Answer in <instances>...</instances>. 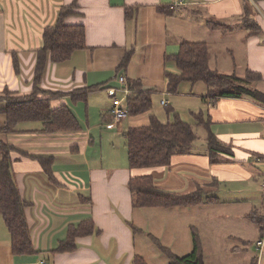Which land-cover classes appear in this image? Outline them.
<instances>
[{
	"label": "crops",
	"instance_id": "obj_1",
	"mask_svg": "<svg viewBox=\"0 0 264 264\" xmlns=\"http://www.w3.org/2000/svg\"><path fill=\"white\" fill-rule=\"evenodd\" d=\"M73 1L77 13L64 22L84 26L86 47L75 50L67 60L47 61L40 88L60 95L39 96L49 97L53 108L66 105L80 129L44 133L42 123L34 120L19 122L13 132H1L3 141L27 153H13L11 170L21 198L28 203L25 215L35 252H12L0 215V264H131L133 256L140 255L134 243L136 234L147 237L151 232L142 231L145 214L141 211L147 208L168 209L156 210V235L150 234L174 255L189 254L191 228H195L205 264H250L252 258L256 264H264V248L259 254L256 248L259 228L248 217L253 211L264 212L250 194L256 184L264 189V179L258 182L264 177V105L246 96L206 100L207 86L202 81H187V93L180 91L186 87L182 81L177 95L169 93L165 72H178V68L174 61L164 59L165 54L178 51L182 39L205 41L212 69L230 73L234 61L237 75L243 76L246 70L261 75L254 86L264 92V0H182L181 4L175 0H0V90L6 87L11 97L31 93L35 50L43 44L42 31L56 22L62 6ZM245 4L252 7L254 27L250 29L241 21ZM127 6H136L137 11L125 18ZM209 20L227 23L229 29H208ZM121 75L126 80L140 79L143 88L153 91L152 105L159 101L173 114L179 111V117L182 108L177 97L186 95L189 115L196 120L194 114L199 113L209 119L211 131L226 150L210 154L207 131L196 124L202 133L195 131L202 138L199 145L196 138L187 152L171 156L167 166L130 169L123 132L140 124L139 118L128 115L123 121H114L111 97L105 91L108 86L119 88ZM82 89L83 96L73 97L72 93ZM3 98L0 108L6 102ZM4 119L1 114L0 121ZM41 158L50 159L51 174L44 171ZM132 174H149L158 186L186 194L201 186L215 200L134 208L127 185ZM226 184L239 185L244 193L223 198L218 192ZM87 218L98 232L77 237L71 251H52L66 237L69 226ZM131 224L140 231H133ZM161 263L169 264L168 258Z\"/></svg>",
	"mask_w": 264,
	"mask_h": 264
},
{
	"label": "trees",
	"instance_id": "obj_2",
	"mask_svg": "<svg viewBox=\"0 0 264 264\" xmlns=\"http://www.w3.org/2000/svg\"><path fill=\"white\" fill-rule=\"evenodd\" d=\"M76 2L62 6L58 12L56 22L46 26L42 31L43 44L40 49L35 50V65L33 74V89L27 96L11 97L9 90L5 87V105L0 108V115L5 119L0 121L1 132H13L15 126L22 121H40L41 131L44 133H57L63 131H77L80 125L66 106L51 107L49 97H41L39 94L47 93L51 96H58L60 93L44 91L40 88L41 77L46 68L47 61L61 62L69 59L71 54L81 48H85V29L81 24H66L65 18L76 14ZM171 11L173 8H170ZM159 10L161 8L159 7ZM137 11L136 6L125 8V18L130 17ZM252 8L244 5V13L241 18L243 25L250 29L254 27L252 22ZM208 29L227 31V23L213 20L206 21ZM254 31V30H253ZM209 47L205 41H193L182 39L179 42L178 51L174 54H165L164 59L174 61L178 72H165L166 91L177 92L178 85L182 81L191 83L202 81L207 86L206 100L215 101L219 97H250L254 101L264 105V92L254 86L262 78L257 72L246 70L243 76H239L233 70L230 73H222L209 66ZM130 57L127 52L121 62L124 66ZM13 66L18 71V60L15 53L12 54ZM127 87L129 93L126 96L125 104L128 108V115H139L149 111L152 106L151 89L143 88L140 79H128ZM85 90H76L73 97L83 96ZM169 108V106H166ZM168 111H172L171 108ZM174 119L169 122L160 121L156 115L150 114L146 124L128 127L123 132L127 148L128 167L132 170L144 167L167 166L171 162V156L176 153L187 152L197 138L194 126L181 119L177 113ZM197 122L207 131L206 143L210 154L218 151H225L224 144L215 136L210 129V120L203 119L201 114H194ZM13 153L27 155L24 151L15 148L11 143L5 142L0 137V215L2 216L10 236V245L14 254H32L35 252L27 219L25 208L28 203L23 200L13 178L11 170ZM50 159L41 158L44 171L51 174ZM131 191V203L134 208L144 207H173L189 206L200 204L203 201H213L214 197L206 195L203 188L197 187L194 191L183 193L164 189L158 186L154 178L149 174H132L127 182ZM248 217L258 226L259 237L264 234V212H251ZM133 231L137 230L131 224ZM98 232L95 223L91 218L82 220L75 226H69L67 235L62 239L53 252L71 251L76 246V238ZM192 232V249L189 254L174 255L167 247L150 233L147 236L157 245L169 260V264H205L203 259L202 244L200 236L195 228ZM131 264H149L141 255H134ZM250 264H256V258H252Z\"/></svg>",
	"mask_w": 264,
	"mask_h": 264
},
{
	"label": "rangeland",
	"instance_id": "obj_3",
	"mask_svg": "<svg viewBox=\"0 0 264 264\" xmlns=\"http://www.w3.org/2000/svg\"><path fill=\"white\" fill-rule=\"evenodd\" d=\"M251 6L254 8H258L257 5L253 4V3L251 4ZM225 54H226V56H230L228 52L224 53V55ZM234 67H235V64H234ZM200 83H201V81H200ZM184 84H186L185 85L186 87L180 88V91H184L185 93H187L189 90H186V89H189L190 83L187 81H184ZM202 84H204V83H202ZM196 90H197V88L194 87L193 91H196ZM0 93L2 94V95H0V97L5 98V96L7 95L8 92H6L5 89H2V90H0ZM10 95H11V93H10ZM175 95H177V93H175ZM185 96L183 97V95H181V97H177V100L180 99V105L182 108V110H180V113H181L180 117L181 118L184 117L185 119H187L186 121H188V123H191L194 126V125H196V120L194 119V117L192 115H189V111H188L189 107H190L188 100H190V99H188ZM2 104H3V101L0 100V106ZM151 107H152L151 113L155 114L159 120L166 122L168 120L172 121L174 119V115H172L173 110L168 111V109L170 107L169 108L164 107L163 105H161L159 103V101L157 104H155V105L153 104ZM177 112L179 114V111H177ZM147 115H148L147 111L144 113H140L138 115V118H139L138 123H140L138 125L148 123V116ZM194 129L200 136L202 135V133L199 132L198 126H194ZM120 138H121L120 140H124L122 137H120ZM201 141H202V138L199 137V139L198 138L196 139L195 144L199 145ZM115 145L117 146L118 152H121V147H120L119 143H117ZM77 159L79 160L80 156ZM262 172L264 173V170ZM263 179H264V177L261 176L258 182L261 183L260 181H262ZM221 190L222 191L218 192V194L223 195L222 197L227 198V199L236 198L239 195H241L242 193H244V192H242L239 185H236L233 187L232 184L231 185L226 184V185L221 186ZM250 194L252 195L251 197L254 198L255 203L257 202V207H259V210H264V189L259 187L258 184H256V185H254V189L250 192ZM156 210H168V209H164V208H160V209L147 208L144 210L142 209L141 212H144L143 214H145L144 219H143V223H142V231L143 232L144 231H146V232L151 231L154 235H156V225H155L156 220H157V214L155 215V213L157 212ZM165 214H172V213H165ZM167 225H169V224L167 223ZM143 235H145V234H143ZM134 243H136L137 253H139L140 255H143L145 257V259L150 264H162L161 262H163V258H165V256L162 252H160V249L152 241V239H150L148 236L142 237V235L140 233H137Z\"/></svg>",
	"mask_w": 264,
	"mask_h": 264
},
{
	"label": "built area",
	"instance_id": "obj_4",
	"mask_svg": "<svg viewBox=\"0 0 264 264\" xmlns=\"http://www.w3.org/2000/svg\"><path fill=\"white\" fill-rule=\"evenodd\" d=\"M176 4H181L182 0H175ZM117 80L120 83V87H114V86H108L105 87V91L106 93L111 97V115L114 121L120 122L123 121L124 119L127 118L128 116V108L126 106V96L129 93V89L127 87V80L124 76H119L117 78ZM117 91L121 92V95L117 94ZM162 103L164 105L167 104L166 100H162ZM259 159V158H257ZM262 186L264 187V183L262 184ZM256 248H257V252L258 254L263 250L264 248V234L262 237H260L257 242H256Z\"/></svg>",
	"mask_w": 264,
	"mask_h": 264
}]
</instances>
